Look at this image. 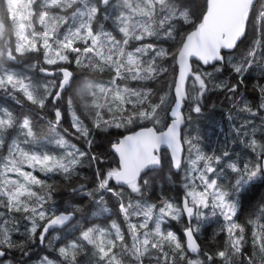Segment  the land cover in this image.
<instances>
[{"label":"snow or ice","instance_id":"1","mask_svg":"<svg viewBox=\"0 0 264 264\" xmlns=\"http://www.w3.org/2000/svg\"><path fill=\"white\" fill-rule=\"evenodd\" d=\"M256 182L264 0H0V264H264Z\"/></svg>","mask_w":264,"mask_h":264},{"label":"trees","instance_id":"2","mask_svg":"<svg viewBox=\"0 0 264 264\" xmlns=\"http://www.w3.org/2000/svg\"><path fill=\"white\" fill-rule=\"evenodd\" d=\"M259 33H254L250 36V39L254 37H258ZM247 47V44L242 46ZM239 55V53H236ZM227 71L224 73V75H227ZM253 75H257V73H253ZM222 78V77H221ZM251 93L249 92V96ZM212 105H215L216 107H212ZM227 113V107H226V101L224 100L223 96L219 93L216 94H209L208 97V106L205 109L203 117H201L197 121V125L202 130L203 133L206 134L208 138H210L212 141H215L218 137V133L220 129H226L227 125L224 121V117ZM32 117L38 124L42 125V121L39 120L36 113L33 111L31 113ZM216 122H219L218 124ZM115 131V130H114ZM219 138H223L222 135H220ZM98 151H108L107 141L102 140L98 141L97 146ZM163 186L165 190H171V193L175 195L177 191L180 188V181L173 176L172 181L170 182L168 179V170L167 167L163 170H158L153 175V187L155 191H159V188ZM155 191L153 193H150L151 196L155 195ZM249 196V203L255 204L262 197H264V182H256L253 186H251L250 191L248 193ZM69 202L73 205L82 204L83 207H85L86 212L92 217L97 218L99 215V210L96 205L92 204L90 201L87 200V198L80 196V195H69V194H63V198L58 197V203L62 206H68ZM246 207L248 205H245ZM175 227L179 228V225H176ZM206 231L204 233V236H210L212 231L217 227V225H214L211 223V220L209 222H206L204 225ZM203 238V237H202Z\"/></svg>","mask_w":264,"mask_h":264},{"label":"rangeland","instance_id":"3","mask_svg":"<svg viewBox=\"0 0 264 264\" xmlns=\"http://www.w3.org/2000/svg\"><path fill=\"white\" fill-rule=\"evenodd\" d=\"M98 216H99L98 219H100V220L103 219L102 216H100V215H98ZM210 220H211V223H212V224L217 225L215 219H210ZM210 220H209V221H210ZM209 221H208V222H209Z\"/></svg>","mask_w":264,"mask_h":264},{"label":"flooded vegetation","instance_id":"4","mask_svg":"<svg viewBox=\"0 0 264 264\" xmlns=\"http://www.w3.org/2000/svg\"><path fill=\"white\" fill-rule=\"evenodd\" d=\"M99 217V216H98Z\"/></svg>","mask_w":264,"mask_h":264}]
</instances>
